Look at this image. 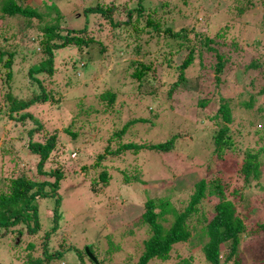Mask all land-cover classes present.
Masks as SVG:
<instances>
[{
  "label": "rangeland",
  "instance_id": "rangeland-1",
  "mask_svg": "<svg viewBox=\"0 0 264 264\" xmlns=\"http://www.w3.org/2000/svg\"><path fill=\"white\" fill-rule=\"evenodd\" d=\"M26 1L35 5L39 3L37 5L41 10V0L19 2ZM43 1L46 4H56L57 10H50V15H60L59 25L64 33L65 26L73 29L83 26L84 7L96 2L101 6L108 3L120 5L124 0ZM126 1L132 4L134 0ZM147 2V6L151 7L147 11L153 10V7H160L161 13L170 11L172 20L164 21L167 25L176 28L182 25L194 26L202 35L211 38L208 43L211 48L207 50L203 47L200 53L208 68L199 70L195 66L189 67L185 71L186 81L176 87L179 88L176 94L169 96L165 91L168 83L176 77L164 78L161 68L155 63L149 74L154 80L160 81L161 85L156 96L151 98L133 85L132 79L128 77V70L131 72V69L127 70L126 65L131 59L147 60L153 54L160 56V50L155 52L153 47L151 54H145L150 56L139 58L141 55L134 54V43L124 47L128 41L125 38H130L131 35L128 36L123 31L119 35H113L103 13H97L86 20L89 30L105 47L103 59L95 60L94 68L89 67L90 74L82 76L79 71L72 72V62L79 57L74 46L55 51V72L50 76L36 75L42 88L36 89V94L49 91L53 94L46 101L39 100L26 109L40 124L30 139L35 142L44 141L47 136L56 133L57 143H60L57 149L61 152L60 156L56 153V158L64 162L65 171L76 169L78 174L59 189L62 195V220L51 236L47 250L55 251L59 247L58 241L65 242V250L60 249L62 252L53 256L49 264L80 263L74 257L73 248H67L68 243L80 247L81 258L87 260H83V264H90L92 261L88 252L95 258H100L101 264H137L144 249L143 240L150 234L145 224L137 222L144 210L145 201L151 198L157 202L161 197H168L172 207L180 210L188 204L194 183L202 177L218 182L222 195L235 204L244 223L238 253L227 264H233V258H237L240 264H264V230L257 229L260 228L258 224L264 223V118L261 119L260 116H264V92L260 93L261 87H264V64L258 66L264 61V0ZM23 23L22 15L0 17V51L7 53L9 50H17V38L11 37L20 32ZM256 24L261 25L260 30L254 28ZM33 28L37 29L36 26ZM187 37L192 38V32ZM253 41L257 43L254 44ZM22 45L19 48L24 50ZM34 49L37 51L38 47L35 46ZM21 54L19 51L12 56L9 69L13 72V80L10 85L14 96L27 99L33 95L28 67L37 63V57L21 58ZM216 54L226 57V82L237 90L233 91L225 81L217 83L211 77L194 80L199 71L201 74H212L211 65L217 59ZM5 58L6 54H3L0 59V177L14 176L15 173L12 172L17 171L16 167L22 170L28 167L30 171H34L33 163L36 158L32 152H28L27 136L28 129L34 127L35 123L28 118V121L14 125L15 119L6 116L4 96L10 87L5 81ZM154 59L156 58L152 60ZM229 62L231 66L228 65ZM250 62H255L256 65L251 67ZM70 74L80 79L72 83ZM104 93H113V100L102 98ZM249 94L254 96L251 107L240 105L241 101L247 100ZM62 95H66L65 100ZM60 97L62 101L58 104L52 101ZM221 97L228 98L231 110V120L227 125L232 145L231 148L223 146L216 157L211 149L212 135L222 122L220 118L213 116ZM198 99L206 100V104L199 105ZM83 105L92 111L85 113L82 109L79 110ZM18 114L19 112L14 115ZM254 114L256 120L253 125L246 129L239 127L248 120L246 116ZM141 116L151 120L153 124L136 121L119 134L128 119ZM71 119L74 120L70 128L75 134L74 138L64 130L70 125ZM177 132L182 138L177 139L172 150L142 148L137 154L131 149L117 154L106 151L107 145L110 149H116L122 142L158 143ZM248 151L258 152L261 169L257 178L245 181L240 168ZM103 153L99 165H93L96 156ZM73 159L77 162H73ZM80 163L86 166L87 173H84ZM51 165H54L52 161ZM102 170H106L108 174L107 181L94 193L89 189L93 184L90 181L96 179L100 184L97 175ZM125 176L128 181H125ZM0 186L3 188V185ZM219 199L220 196L216 193L203 196L197 204V213L187 221L188 227H193L189 240L175 243L167 260L153 258L148 264H184L187 259L190 261L186 262L188 264H207L202 251L207 235L201 211L207 216ZM42 202L45 204L39 208L46 214L47 208L52 209L53 201L47 198ZM47 213L51 214V210ZM163 217L158 220L166 227L172 215L165 212ZM42 225L44 230L47 229V220H43ZM39 240L41 238L38 235L29 233L0 234V264H30L32 260L42 258L44 248ZM31 243L33 245L28 247ZM87 246L91 251L86 253L84 250Z\"/></svg>",
  "mask_w": 264,
  "mask_h": 264
},
{
  "label": "trees",
  "instance_id": "trees-1",
  "mask_svg": "<svg viewBox=\"0 0 264 264\" xmlns=\"http://www.w3.org/2000/svg\"><path fill=\"white\" fill-rule=\"evenodd\" d=\"M19 1L20 0H0V17L17 15H22L24 17V23L20 29L21 33L18 31L15 36L11 37L17 38L15 40L17 43V50H9L7 53L0 51V59L3 54H6L3 65L6 66L5 81L8 82L10 87V90L5 93L4 98L7 107L6 116L13 120L15 119L14 125L15 123L28 121L26 120L28 118L35 123L34 127L28 129L27 136L29 138L28 152H32L36 158H34L33 163L35 165L34 171H30L28 167L24 170L16 167L17 171L12 172L15 173L14 176L0 177V185H3V188L0 186V234L4 235L8 232H13L18 235L21 233L38 235L41 238V240H39L40 245L44 248L42 258H36L32 260L30 264H49V260L53 256L65 250V242L61 243L59 241V247L55 251L48 252L47 250L51 236L62 220L60 208L62 195L59 193V189L65 183H68L70 178L78 174L76 169H68L65 171L63 168L64 162L56 158V153L59 156L61 154L57 149L60 143H57L58 138L56 133L47 136L44 141L35 142L30 139L40 124L26 109L39 100L46 101L53 94L52 91L42 93L41 95L36 94L39 89H42L41 81L36 75H52L55 72V51L60 48L69 49V47L73 46L78 50L79 57L72 62V72L79 71L82 73V76L90 74L89 67L94 68L96 66L95 60L103 59L105 47L97 40L95 34L89 30V24L86 20H89L91 16L93 17L97 13H103V16H106L110 24L109 29L112 31L113 35L115 33L119 35L122 31L128 36L131 35L130 38H125L128 41L124 47H127L130 43H134V54L141 55L139 58L150 56L145 54H151V48L153 47H155V52L160 50V56L153 54L151 55V59L147 60L131 59L130 63L126 65L127 70L131 69V72L128 70V77L132 79L133 85L139 89L140 92L149 94L151 98L156 96V93L160 90L161 84L160 81L151 78L149 73L152 67L155 66L154 64L157 63L158 67L161 68V74L164 78L171 79L174 76L176 77L168 83V88L165 91L169 96H173L179 89L176 87L186 81L185 71L189 67L195 66L198 67L199 70L208 68V65L202 60L200 53H202L203 47L207 50L211 48L208 46V43L211 42V38L204 34L202 35L195 30L194 26L182 25L176 28L173 27V25H167V22L165 23L164 21L172 20L170 11L166 10L164 13H161L160 7H153V10L147 11V8H151L147 6V0H134L132 4H128V2L124 0L120 5L117 3H108L102 6L99 2H96L94 5L84 7L83 15L85 21L81 28L73 29L72 27L65 26L64 33L62 32L63 28L59 25L61 19L60 15L58 13L54 16L50 15V10H57L54 2L46 4L45 1L41 0L40 10L39 5H37L39 3L35 5L28 1L23 3ZM160 6L162 7V4H160ZM102 7H104V9ZM239 10L242 11L241 9ZM185 17L187 16L185 15ZM35 26L37 29L33 28ZM254 28L260 30L261 25L259 26L256 24ZM190 32H192V38L187 37ZM253 43L255 44L257 42L253 41ZM21 44H23L22 47H24V50L19 48ZM35 46L38 47L37 51L34 49ZM161 47L165 49H161ZM161 50H163V52H161ZM196 50H198L197 54L195 53ZM19 51L22 52L21 58L37 57V63L31 64L28 67V77L30 84L33 86V95L27 97V99L14 96L11 91L10 82L13 80V72L9 68L12 56L18 54ZM216 57L217 59L211 65V67H213V71L211 70L212 74H201L199 71L198 76L194 78L195 81L199 79V77H211L216 80L217 83L226 82L228 74L224 71L226 69L225 62L227 59L222 54H216ZM153 58L156 59L152 60ZM195 58L198 59L195 60ZM261 64H264V61L259 63L258 66ZM228 65L231 66L230 62ZM255 65V62H250L249 64L251 67ZM159 76L161 77V75ZM69 79L73 83L80 78H77L74 74H70ZM226 83L229 85L228 82ZM230 87L233 91L237 90L233 88V86ZM261 88L260 93L264 92V87ZM61 97L64 100L66 99V95H62ZM61 97L60 99L55 98L52 101L58 104L62 101ZM101 97L107 98L108 101H112L114 94L104 93ZM220 99L222 100H220L216 114L213 116L214 118H220L222 122V125L219 126L212 135L211 149L216 157L222 151L223 146L231 148L232 145L231 136L228 134L230 129L227 125L231 120L228 98L221 97ZM252 100H254V96L253 94H249L247 100L241 101L240 105L251 107ZM198 104L203 106L206 104V100L203 101L198 99ZM78 109H82L85 113H90L92 111V109L88 107L84 108V105ZM18 112V116H15L14 114ZM254 116L256 115L246 116L248 120L246 123L242 122L239 127L246 129L253 125V121L256 120ZM260 116H262L261 119L264 118L263 115ZM250 117H252V119H250ZM73 121L74 120L71 119L70 125L66 126L64 130L74 138L75 134L73 130L70 129L72 128ZM136 121L153 124L151 120L149 121L143 116L131 118L124 123L119 134L123 133L124 130ZM258 123L260 124L261 120ZM246 131L250 133L249 130ZM180 135L179 132L174 133L169 138L158 143L153 141L149 143L122 142L116 149H110L107 145L106 151L110 154H117L120 151L123 152L131 149L137 154L142 148L161 151L172 150L176 145L177 139L179 137L182 138ZM262 150L264 151V147ZM246 153L247 157L242 163L240 171L243 179L249 181L250 178H257L260 174L261 161L258 160V152L248 151ZM103 155L104 153L98 154L95 158V164L93 165H99ZM51 161L54 165H51ZM72 161L77 162L75 159ZM80 166L84 173H87L86 166L82 165V163H80ZM97 178L101 181L100 184L96 179L90 181V183L93 184H91V188L89 187V189L94 193L106 183L108 178L106 170L100 171ZM134 178H137V176H134ZM213 180L214 179H210V181H208L202 177L195 182L194 190L190 194L188 204L180 210L172 207L167 200L168 197H161L157 199V202H154L151 198L145 201L144 210L138 216L137 222L145 224L150 234L143 240L144 249L137 264H148L153 258L155 260H167L170 250L175 243L188 241L192 236L193 227H188L187 221L188 219L191 220L194 214L197 213V204L200 199L203 196L209 195V193L218 194L220 199L214 204L212 212L207 216L201 211V216L204 220L203 228L207 235V240L202 245L204 258L207 264H227L231 257L238 253L240 233L245 229L244 223L237 212L235 204L230 199L224 198V195L221 193L220 185L218 182H213ZM125 181H128L127 176H125ZM170 189L172 188H169V190ZM47 198L52 199L53 206L52 209H50V207L47 208L45 214V212L40 211L39 206L45 204L42 200ZM50 210L51 214H48L47 212ZM165 212H169L172 215V219L166 227L158 220V218H164L163 215ZM43 220H47L48 224L45 230L42 225ZM258 227L260 228L257 229L264 230V223L258 224ZM32 245L33 243L28 244V247ZM67 245L68 249L73 248L72 252L75 253L74 257H77V261H80V263L75 264H83V260L87 261L81 258L82 254L79 252V246H71L70 243ZM86 248L87 250H84V252L91 251L89 246ZM60 249H62V251ZM91 260V262H89L90 264H101L100 258H96L97 262L93 259ZM188 260L189 259H187V261L184 260V264H188L190 262H188ZM232 263L240 264L237 258H233Z\"/></svg>",
  "mask_w": 264,
  "mask_h": 264
},
{
  "label": "water",
  "instance_id": "water-1",
  "mask_svg": "<svg viewBox=\"0 0 264 264\" xmlns=\"http://www.w3.org/2000/svg\"><path fill=\"white\" fill-rule=\"evenodd\" d=\"M85 250H87L86 247H85ZM87 254H88V256H89L91 259H93L95 262H97V261H96V258H95L93 255H91L89 252H88Z\"/></svg>",
  "mask_w": 264,
  "mask_h": 264
}]
</instances>
